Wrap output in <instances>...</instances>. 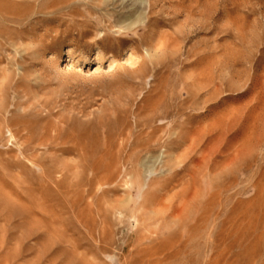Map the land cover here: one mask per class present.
Returning a JSON list of instances; mask_svg holds the SVG:
<instances>
[{
	"label": "rangeland",
	"instance_id": "374dc122",
	"mask_svg": "<svg viewBox=\"0 0 264 264\" xmlns=\"http://www.w3.org/2000/svg\"><path fill=\"white\" fill-rule=\"evenodd\" d=\"M13 1L0 264H264V0H135L148 26L105 43L15 19ZM135 1L78 13L101 32L96 9Z\"/></svg>",
	"mask_w": 264,
	"mask_h": 264
},
{
	"label": "bare ground",
	"instance_id": "6f19581e",
	"mask_svg": "<svg viewBox=\"0 0 264 264\" xmlns=\"http://www.w3.org/2000/svg\"><path fill=\"white\" fill-rule=\"evenodd\" d=\"M39 1L40 0H14L13 2H11V4L14 7V10L16 11V16H17V17L14 16V18L18 19V17H20V19H21V17H24L23 20L25 21L28 17L32 18V16H34L35 20L38 17H42L46 21V24L44 25V27H46V28L50 27V25L52 24V23H47L48 21L49 22L56 21V22H58L57 27H55V28H57V33H59L58 35H60V36L63 35V37H67L68 35L72 34V32L77 31L81 35L84 34L85 37H88L90 35V36H93L95 38L98 34V41L101 43H105V42H109L112 40L111 35L114 33H118V35H122V33H124L125 35H127L128 32L134 30L137 27L136 25L138 23H141V21L143 22V25H145V27H147L148 23H149V21H148L149 18H147V16L144 14L143 3L134 0L135 3H133V5L131 6L130 9L126 8L125 7L126 4H125V6H124L125 8H122L117 12L111 13L110 9H108L109 12L108 11L102 12L103 9L102 10L96 9L95 12L92 11L94 13V15L96 13L99 15L97 19L99 20L100 24L102 25L103 30L101 32H97L94 30V32L91 33V31H89L90 28L88 30V26H87L89 23L91 24V21L89 22L87 17L82 15V13H78L79 7L84 5L85 6L84 8H86V6L89 5V3L87 2L88 0L87 1L86 0H73L72 4H69V5L67 4L65 6L63 5L64 7L62 5L60 7L55 6L54 4H52V2L50 3V5H46L47 0H41V2H39ZM112 5L114 6L115 3ZM117 7H118V5H117ZM17 8H18V10H17ZM150 8H151V5L149 4L148 9L150 10ZM6 9H4V10H6ZM127 9H129V10H127ZM114 13H116V15L118 16L119 22H118V20H116V21L112 20V16L114 15ZM78 14L81 15V17H82V19L80 21L76 20V15H78ZM86 14L88 16L89 15L91 16L90 11ZM146 14H147V12H146ZM3 15H4V13H3ZM56 15H60L59 16L60 18L59 17L56 18ZM106 17H108V18L106 19ZM9 18L10 17H8V20H9ZM144 19H145V22H144ZM5 20H7V19H5ZM12 21H14V20H12ZM36 22L35 23L33 22V24H37ZM126 22H128V24ZM17 23L18 22H16V24ZM27 23L30 25L31 21H29V19H28ZM27 23H26V25H27ZM27 27H28V25H27ZM44 27H42V29H44ZM62 27L64 28V31L60 32L59 30ZM16 28L17 27H15L14 29H16ZM31 28H32V26L30 27L29 30H31ZM21 29H23V28H21ZM121 31H125V32H121ZM56 38L57 37L54 36L51 38V40H56ZM117 38H115L114 40H116ZM102 51H103V49H101V52Z\"/></svg>",
	"mask_w": 264,
	"mask_h": 264
}]
</instances>
